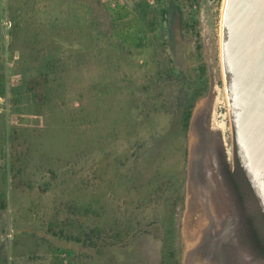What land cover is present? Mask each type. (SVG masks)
Segmentation results:
<instances>
[{
    "label": "rangeland",
    "instance_id": "obj_1",
    "mask_svg": "<svg viewBox=\"0 0 264 264\" xmlns=\"http://www.w3.org/2000/svg\"><path fill=\"white\" fill-rule=\"evenodd\" d=\"M224 4L0 0V264H168L170 229L181 264H214L211 239L253 264L214 182L213 143L235 157ZM201 91L196 157L177 116Z\"/></svg>",
    "mask_w": 264,
    "mask_h": 264
},
{
    "label": "water",
    "instance_id": "obj_2",
    "mask_svg": "<svg viewBox=\"0 0 264 264\" xmlns=\"http://www.w3.org/2000/svg\"><path fill=\"white\" fill-rule=\"evenodd\" d=\"M221 52L236 153L264 212V0H225Z\"/></svg>",
    "mask_w": 264,
    "mask_h": 264
},
{
    "label": "trees",
    "instance_id": "obj_3",
    "mask_svg": "<svg viewBox=\"0 0 264 264\" xmlns=\"http://www.w3.org/2000/svg\"><path fill=\"white\" fill-rule=\"evenodd\" d=\"M205 92H198L181 108V114L177 116L184 128L183 135L188 137V133L192 123L193 108L197 100L201 98ZM188 155V150H186ZM224 173L230 183L232 196L235 204V215L237 222V235L243 252L251 259L253 264H264V212L258 201V198L241 167L235 147L234 163L223 158ZM171 235L170 241L165 242V249L168 256V264H181V258H176L178 253L183 251V244L174 230H168ZM174 236V238H173ZM176 236V237H175ZM167 237V236H166ZM175 239V240H174ZM179 243V244H178Z\"/></svg>",
    "mask_w": 264,
    "mask_h": 264
},
{
    "label": "bare ground",
    "instance_id": "obj_4",
    "mask_svg": "<svg viewBox=\"0 0 264 264\" xmlns=\"http://www.w3.org/2000/svg\"><path fill=\"white\" fill-rule=\"evenodd\" d=\"M209 137L210 136H208L203 129L200 112L196 116L195 125L193 129L192 151L194 156L197 157V155H199L202 157L204 155V153L207 151V143L209 142ZM192 160L194 161L193 173L195 186L200 190L209 189L207 184L209 176H207L206 173V169L204 166L205 162L199 161L197 159ZM203 243V245L198 247L200 249V256L202 258L204 257L205 259H210V261H212L214 264H234L233 262L235 255L232 254L228 249H226L224 245L225 243L223 241H219L218 239H211L210 241H206Z\"/></svg>",
    "mask_w": 264,
    "mask_h": 264
},
{
    "label": "flooded vegetation",
    "instance_id": "obj_5",
    "mask_svg": "<svg viewBox=\"0 0 264 264\" xmlns=\"http://www.w3.org/2000/svg\"><path fill=\"white\" fill-rule=\"evenodd\" d=\"M215 146H216V144L213 143V151H212V154L214 155L215 160H216V171H217L216 172L217 173V176H215L214 182L216 183V186L217 187H220V189L222 190L223 195L226 197V200L228 202V206L232 210L233 218H234V222H235V234H236V238H237V241H238V245H239V247L241 249V246H240V243H239V239H238V235H237V222H236V215H235V212H236L235 204H234V200H233V196H232V191H231L230 183L227 180V177H226V175L224 173V164L222 162L223 161V158L225 157L228 161L234 163L235 157L233 158L232 161L229 160V158L227 156V153L224 150V148L222 146H219V145L217 147H215ZM207 184H208V188H210L209 178H208ZM241 251H242V249H241ZM243 253H245V252H243Z\"/></svg>",
    "mask_w": 264,
    "mask_h": 264
},
{
    "label": "crops",
    "instance_id": "obj_6",
    "mask_svg": "<svg viewBox=\"0 0 264 264\" xmlns=\"http://www.w3.org/2000/svg\"><path fill=\"white\" fill-rule=\"evenodd\" d=\"M203 108H204V109H203ZM198 109H199V108H198ZM200 109H201V110H198L197 114L201 112L202 124H203V126H204V125H205V121H203V119H204V116H205V114H206V109H205V107H201ZM197 114H196V116H197ZM196 116L194 115V118H193V120H192V129H194ZM203 129H204V127H203Z\"/></svg>",
    "mask_w": 264,
    "mask_h": 264
}]
</instances>
